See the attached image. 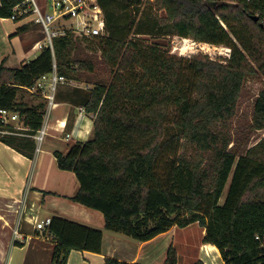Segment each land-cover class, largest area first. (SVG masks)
<instances>
[{"label": "trees", "instance_id": "trees-1", "mask_svg": "<svg viewBox=\"0 0 264 264\" xmlns=\"http://www.w3.org/2000/svg\"><path fill=\"white\" fill-rule=\"evenodd\" d=\"M20 1L1 0L0 16L9 18ZM147 1L166 10L163 21L171 23L173 35L230 47V57L224 62L186 59L133 39L93 38L105 45L102 58L112 79L96 80L85 103L94 114L93 138L74 143L67 154L56 152L59 167L75 172L80 181L73 199L100 210L111 232L147 241L173 226L197 222L205 228L204 243L215 245L226 264H264V157L247 152L237 159L227 148L223 127L235 114L245 80L257 72L249 57L264 74V24L252 18L264 9V0H242L238 6L226 3L231 0ZM98 2L108 32L118 19L113 5L137 8L142 0ZM23 30L24 25L18 32ZM75 48L68 33L54 39V54L45 47L21 67L0 64V108L18 111L37 130L43 112L18 100L19 94L51 72L54 60L69 79L96 72L93 61L72 55ZM254 125L264 128V89L255 100ZM182 138L194 146L193 155H177ZM0 141L34 156L33 140L6 136ZM174 141L177 156L160 172ZM211 150L214 158L208 161ZM47 229L56 240L52 264H67L73 249L101 251V229L58 216ZM104 264L134 263L109 257ZM165 264H178L173 245Z\"/></svg>", "mask_w": 264, "mask_h": 264}, {"label": "crops", "instance_id": "crops-1", "mask_svg": "<svg viewBox=\"0 0 264 264\" xmlns=\"http://www.w3.org/2000/svg\"><path fill=\"white\" fill-rule=\"evenodd\" d=\"M23 25L25 30L18 32ZM34 25L39 24L30 17L12 20L0 16V64L18 68L32 56H38L39 50H34L33 45L42 40L30 35ZM73 80L72 84L58 86L56 105L47 119L48 134L40 150L35 145L33 157L0 141V264H52L56 240L47 227L38 229L37 223L55 216L103 231L100 252L73 249L67 264H104L109 257L134 264H165L171 245L176 248L178 264H181L179 227L173 226L150 240L138 241L107 230L100 210L73 199L81 187L80 181L75 172L59 167L56 152L67 154L74 143L94 136V114L85 107L91 84ZM36 97L30 103L23 101L29 106H39L44 113L46 100ZM17 225L24 237L21 243L13 242ZM207 244L211 243L201 244L196 258L188 259L186 264L196 260L226 264L219 249L215 245L206 247Z\"/></svg>", "mask_w": 264, "mask_h": 264}, {"label": "rangeland", "instance_id": "rangeland-1", "mask_svg": "<svg viewBox=\"0 0 264 264\" xmlns=\"http://www.w3.org/2000/svg\"><path fill=\"white\" fill-rule=\"evenodd\" d=\"M37 1L40 5H46V7L48 5L46 0ZM236 1L240 2L242 0ZM158 8L159 7L155 4L147 0H142V3L137 8L136 6L133 7L125 4L113 5L112 10L115 12L118 19L113 29H109L108 32L106 30L105 38L111 37L123 39L125 41H129L130 39L137 40L145 45L157 46L162 51H168L170 55L182 56L186 59L197 56L224 62L225 59L230 57V47L214 45L195 40L194 38L173 35L171 33V23L163 21L167 17L166 10L164 8ZM256 15L259 16V22L264 24V9L261 10L260 14L255 13V16ZM29 33L32 37L40 38L42 42L45 41V33L41 25H34L30 28ZM73 40L76 44V48L73 50L72 55H80V57L93 61L97 70L94 73L84 71L76 82L83 85L89 83L92 88L96 80H103L109 83L112 79V70L102 58V49L105 48V45L100 44L99 41L101 39L73 36ZM261 42L264 48L263 38H261ZM41 51L42 50H39L36 53L39 55ZM31 59H34V56H32ZM249 61L251 65L256 68L257 72L250 75L245 80L238 99L235 114L223 125L224 132H226L227 139L229 140L227 148L229 151L236 154L237 159L247 152L259 153L264 157V128H257L254 125V105L257 96L264 89V74L252 58L249 57ZM88 78L92 81L89 82ZM19 97L29 103L37 98L27 91H21ZM174 112L175 110L171 113L170 119L174 118ZM172 145L174 146L171 148V151L163 156L160 172L165 170L166 165L170 164L179 153L186 155H193L194 153V146L187 145L184 138L179 141L177 155L174 153L176 151L174 149L176 148L177 142L174 141ZM213 158V150L207 152L206 160L210 161ZM232 174L233 173L230 174L224 188L223 196L220 199L221 204L224 203L226 194L229 190ZM204 235L205 228L197 222L184 228L179 227L177 240L181 264H186L188 259L196 258L200 251L201 244L204 243Z\"/></svg>", "mask_w": 264, "mask_h": 264}, {"label": "built area", "instance_id": "built-area-1", "mask_svg": "<svg viewBox=\"0 0 264 264\" xmlns=\"http://www.w3.org/2000/svg\"><path fill=\"white\" fill-rule=\"evenodd\" d=\"M46 1L48 2L47 7L46 5H40L37 0H21L13 7V14L9 17L12 20H18L19 17H30L31 21L42 26L45 33V41L36 42L33 45L34 50H42L48 47L54 54V39L68 33L75 37L89 39L106 34L105 13L98 0ZM245 1L250 3L252 0ZM1 6L2 2L0 0ZM260 12L261 10H257L256 13L260 14ZM73 82V79H69L58 72V65L56 60H54L51 72L43 74L32 86L26 87L31 94L46 100L47 108L43 113L41 126L35 130L18 111L0 108V137L14 136L33 140L36 149L40 150L48 134L47 119L50 110L56 105L58 86L60 84H72ZM50 223L51 218H46L37 223V228L44 230ZM13 237L14 243L24 241L18 225L13 231Z\"/></svg>", "mask_w": 264, "mask_h": 264}, {"label": "water", "instance_id": "water-1", "mask_svg": "<svg viewBox=\"0 0 264 264\" xmlns=\"http://www.w3.org/2000/svg\"><path fill=\"white\" fill-rule=\"evenodd\" d=\"M226 3L229 4V5H233V6H238L239 5V2H237V1H227ZM252 18L255 21H258L259 20V17L258 16H252Z\"/></svg>", "mask_w": 264, "mask_h": 264}, {"label": "bare ground", "instance_id": "bare-ground-1", "mask_svg": "<svg viewBox=\"0 0 264 264\" xmlns=\"http://www.w3.org/2000/svg\"><path fill=\"white\" fill-rule=\"evenodd\" d=\"M206 247H209V248H214L215 246L213 244H207L205 245Z\"/></svg>", "mask_w": 264, "mask_h": 264}]
</instances>
